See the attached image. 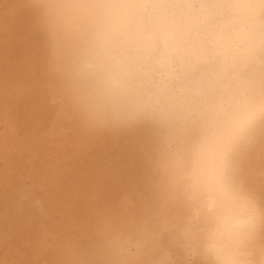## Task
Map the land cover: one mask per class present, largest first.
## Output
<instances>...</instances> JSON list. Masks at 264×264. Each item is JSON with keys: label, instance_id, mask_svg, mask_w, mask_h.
<instances>
[{"label": "clouds", "instance_id": "1", "mask_svg": "<svg viewBox=\"0 0 264 264\" xmlns=\"http://www.w3.org/2000/svg\"><path fill=\"white\" fill-rule=\"evenodd\" d=\"M20 2L43 38L47 146L143 134L142 168L108 199L101 183L58 199L55 152H31L17 206L44 193L35 261L264 264V0Z\"/></svg>", "mask_w": 264, "mask_h": 264}, {"label": "bare ground", "instance_id": "2", "mask_svg": "<svg viewBox=\"0 0 264 264\" xmlns=\"http://www.w3.org/2000/svg\"><path fill=\"white\" fill-rule=\"evenodd\" d=\"M43 38L32 10L20 0L0 6V119L5 121L0 141V258L5 264H39L29 244L35 240L44 193L35 189L22 207L17 206L20 190L32 181L27 177L35 165L32 151L41 158L55 152L60 161L58 199L71 198L95 183L102 184V199L115 194L127 175L142 168L136 151L143 134L97 132L87 146L72 155L71 148L54 150L41 139L51 126L55 108L43 86ZM51 208V205H48ZM75 214L86 215L83 196L72 199Z\"/></svg>", "mask_w": 264, "mask_h": 264}]
</instances>
